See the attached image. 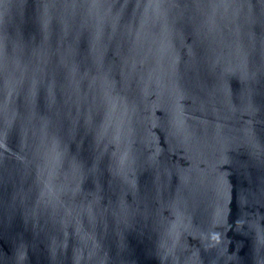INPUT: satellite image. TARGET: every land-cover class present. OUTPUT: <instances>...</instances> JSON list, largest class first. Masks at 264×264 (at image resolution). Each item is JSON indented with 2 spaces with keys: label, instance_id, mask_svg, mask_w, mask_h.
Wrapping results in <instances>:
<instances>
[{
  "label": "water",
  "instance_id": "water-1",
  "mask_svg": "<svg viewBox=\"0 0 264 264\" xmlns=\"http://www.w3.org/2000/svg\"><path fill=\"white\" fill-rule=\"evenodd\" d=\"M0 264H264V0H0Z\"/></svg>",
  "mask_w": 264,
  "mask_h": 264
}]
</instances>
